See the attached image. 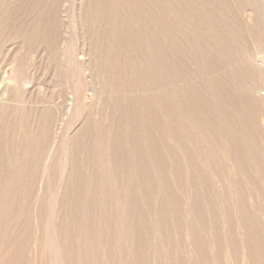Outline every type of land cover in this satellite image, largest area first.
<instances>
[{
    "label": "rangeland",
    "instance_id": "374dc122",
    "mask_svg": "<svg viewBox=\"0 0 264 264\" xmlns=\"http://www.w3.org/2000/svg\"><path fill=\"white\" fill-rule=\"evenodd\" d=\"M0 264H264V0H0Z\"/></svg>",
    "mask_w": 264,
    "mask_h": 264
}]
</instances>
